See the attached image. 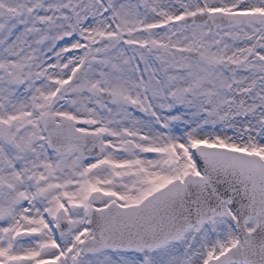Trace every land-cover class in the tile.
<instances>
[{"label":"snow or ice","instance_id":"6c2138e0","mask_svg":"<svg viewBox=\"0 0 264 264\" xmlns=\"http://www.w3.org/2000/svg\"><path fill=\"white\" fill-rule=\"evenodd\" d=\"M0 264H264V0H0Z\"/></svg>","mask_w":264,"mask_h":264}]
</instances>
